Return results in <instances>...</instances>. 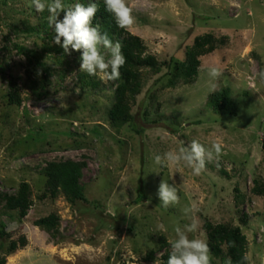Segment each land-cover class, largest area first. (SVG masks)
<instances>
[{"label": "rangeland", "instance_id": "obj_1", "mask_svg": "<svg viewBox=\"0 0 264 264\" xmlns=\"http://www.w3.org/2000/svg\"><path fill=\"white\" fill-rule=\"evenodd\" d=\"M82 1L88 0H63L66 7ZM29 3L0 0V193L15 194L28 183L33 201L24 219L2 215L9 237L1 244L28 241L6 264H154L163 254L159 236L175 239L193 206L200 227L189 238L208 244L206 221L240 227L248 264H264V196L253 192L255 179L264 186V0H127L135 22L126 31L164 63L160 72L141 71V93L131 102L140 134L129 124L111 125L117 85L98 77L97 85L88 84L82 50L65 54L53 42L48 12ZM207 34L222 42L200 58L195 83L171 86L175 63ZM212 68L219 71L215 79ZM222 89L230 90L236 114L207 103ZM193 139L220 147L201 172L155 163L156 155ZM67 160L85 165L86 201L45 197L44 169ZM164 179L177 186L178 204L161 205ZM52 213L60 219L56 229L35 225ZM152 249L155 259L147 260Z\"/></svg>", "mask_w": 264, "mask_h": 264}, {"label": "trees", "instance_id": "obj_2", "mask_svg": "<svg viewBox=\"0 0 264 264\" xmlns=\"http://www.w3.org/2000/svg\"><path fill=\"white\" fill-rule=\"evenodd\" d=\"M82 2L87 6L88 3L97 2V0ZM93 24H99L101 31L107 32L113 42L119 40L122 44V52L126 57V64L120 70V78L113 81L117 88L115 91V103L108 114L110 123L117 129L129 124L134 128L133 130L140 134L142 129L138 130L134 123L131 102L141 93V71L148 69L160 72L164 63L159 62L154 55L147 52V46L140 37L117 26L114 17L105 11L103 0H98V12ZM221 42L222 40H217L211 34L196 37L193 46L186 53L185 61L175 63V72L170 80V85H175L179 80L185 81L186 84L195 83L201 66L200 58L213 53ZM84 76L88 79V84L92 82L94 85L98 84V82H95L94 76H90L87 73ZM207 103L217 113H237L229 89H222L212 93ZM262 150L264 151V134ZM84 166L83 163L71 160L49 163L44 169V174L47 178V194L45 197L56 199L59 195L64 194L72 203L86 201L85 188L81 184ZM254 184V194L264 196V186L260 184L258 179L254 180ZM32 206L31 188L28 183H22L15 194L0 193V239L9 237L7 225L2 220V215L9 212H17L19 218L24 219L28 216ZM59 220V217L52 213L35 221V225L43 229L54 230L59 226ZM204 229L211 249V255L220 259V264H224L228 257L232 258L233 264H248V260L244 261L242 259L247 254L248 240L240 227L228 224H212L206 221ZM158 243L160 245L159 248L163 250L161 255L162 264H166L171 247L164 236H159ZM27 244L26 236L12 240L6 246L0 242V251L4 252V254H0V264H6L7 255L25 248ZM156 252L157 249H152L146 259L154 260ZM212 264L219 263L212 261Z\"/></svg>", "mask_w": 264, "mask_h": 264}, {"label": "clouds", "instance_id": "obj_3", "mask_svg": "<svg viewBox=\"0 0 264 264\" xmlns=\"http://www.w3.org/2000/svg\"><path fill=\"white\" fill-rule=\"evenodd\" d=\"M103 3L105 11L114 17L119 28L126 30L134 24L132 8L128 6L127 0H103ZM29 6L38 13L48 12L47 23L55 31L53 42L62 47L65 54L71 55L70 49L77 52L82 50L81 72L98 77L104 83L120 78V70L126 64V57L122 52L121 42L119 40L113 42L107 32L101 31L99 24H93L98 12V0L88 3L87 6L78 2L68 7L63 0H30ZM61 13L64 14L62 20ZM209 75L213 79L217 78L218 69L212 68ZM219 154V145L214 144L211 148H207L193 139L187 147L156 155L154 161L162 167H172L183 163L192 168L195 173H199L205 168L206 162L212 161L214 156ZM158 196L164 207L178 204L180 200L177 186L168 183L165 179L159 185ZM196 212L197 209L194 206L185 209L190 222L182 228L176 227L175 239L167 241L171 251L166 264H212L209 245L202 239L189 238V234H195L200 227ZM160 227L162 228L163 225ZM242 259L247 261V255H244ZM154 264H161L159 257ZM224 264H233L232 258H226Z\"/></svg>", "mask_w": 264, "mask_h": 264}]
</instances>
